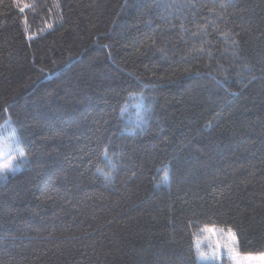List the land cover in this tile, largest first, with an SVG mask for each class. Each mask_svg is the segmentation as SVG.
I'll use <instances>...</instances> for the list:
<instances>
[{
    "label": "trees",
    "instance_id": "trees-1",
    "mask_svg": "<svg viewBox=\"0 0 264 264\" xmlns=\"http://www.w3.org/2000/svg\"><path fill=\"white\" fill-rule=\"evenodd\" d=\"M21 1L0 0V129L25 156L0 173V264L91 236L101 264H204L206 226L264 253V0ZM151 117L167 146L140 149Z\"/></svg>",
    "mask_w": 264,
    "mask_h": 264
},
{
    "label": "rangeland",
    "instance_id": "rangeland-1",
    "mask_svg": "<svg viewBox=\"0 0 264 264\" xmlns=\"http://www.w3.org/2000/svg\"><path fill=\"white\" fill-rule=\"evenodd\" d=\"M167 143L166 131L158 120L151 117L144 132L137 136L133 145L145 150L153 147L164 148ZM24 158L13 129L7 124L4 125L0 129V173L19 169ZM95 238L91 236L76 239L72 249L68 251V261L64 264H101L100 249ZM196 249L200 263L204 264H223L227 260L229 264H264V253L239 252L237 236L231 229L213 226L202 228L196 237Z\"/></svg>",
    "mask_w": 264,
    "mask_h": 264
}]
</instances>
